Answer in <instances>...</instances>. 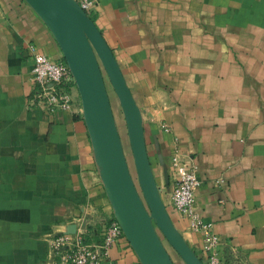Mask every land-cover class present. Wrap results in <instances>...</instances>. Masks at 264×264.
<instances>
[{
  "label": "crops",
  "instance_id": "0c3cea01",
  "mask_svg": "<svg viewBox=\"0 0 264 264\" xmlns=\"http://www.w3.org/2000/svg\"><path fill=\"white\" fill-rule=\"evenodd\" d=\"M95 1L174 226L205 264L202 234L171 204L177 153L197 170L194 210L222 264H264V0ZM30 44L61 58L27 2L0 0V264H51L50 236L113 219L82 114L27 105ZM103 264L140 262L123 237Z\"/></svg>",
  "mask_w": 264,
  "mask_h": 264
},
{
  "label": "water",
  "instance_id": "95a60500",
  "mask_svg": "<svg viewBox=\"0 0 264 264\" xmlns=\"http://www.w3.org/2000/svg\"><path fill=\"white\" fill-rule=\"evenodd\" d=\"M52 34L76 86L113 219L140 264H174L157 231L184 264H204L172 222L149 163L141 113L111 49L75 0H24ZM103 71L126 124L136 188L124 155Z\"/></svg>",
  "mask_w": 264,
  "mask_h": 264
},
{
  "label": "built area",
  "instance_id": "2783aa9c",
  "mask_svg": "<svg viewBox=\"0 0 264 264\" xmlns=\"http://www.w3.org/2000/svg\"><path fill=\"white\" fill-rule=\"evenodd\" d=\"M89 16L94 15L95 0H75ZM31 66L32 91L27 105L49 112L58 110L81 113V104L74 101L76 90L74 80L62 58L53 60L33 44L28 46ZM165 131L169 128L164 126ZM171 166L176 176L173 178L171 204L177 214L185 219L193 232L202 234L205 264H222V242L212 230V225L203 222L194 210L195 192L200 185L195 166L185 164V160L175 153ZM97 236V237H95ZM97 240H95V238ZM119 224L112 218L99 220L97 229L78 227L72 234L59 233L48 238L51 264H103L109 251L123 238Z\"/></svg>",
  "mask_w": 264,
  "mask_h": 264
},
{
  "label": "rangeland",
  "instance_id": "374dc122",
  "mask_svg": "<svg viewBox=\"0 0 264 264\" xmlns=\"http://www.w3.org/2000/svg\"><path fill=\"white\" fill-rule=\"evenodd\" d=\"M93 15V14H92ZM90 15L89 17L91 18ZM92 19V18H91ZM103 76H104V81H105V85H106V89H107V93L110 99V104H111V108L113 111V115H114V119H115V124L117 127V130L119 132L120 138H121V142H122V146L124 149V155L128 164V168L130 171V174L133 178V181L136 185V188L138 189V191L141 194L140 191V187L136 178V173H135V169H134V165H133V158H132V154H131V150L129 147V142H128V138H127V131H126V124H125V120L123 118V114L118 102V99L109 83V80L106 76V74L103 71ZM170 216V215H169ZM161 241L163 242L166 250L168 251L172 261L174 264H180L181 259L179 258V256L174 252V250L167 244V242L164 240L163 236L161 235V233L159 231H157ZM183 263V261H181ZM184 264V263H183Z\"/></svg>",
  "mask_w": 264,
  "mask_h": 264
},
{
  "label": "trees",
  "instance_id": "16d2710c",
  "mask_svg": "<svg viewBox=\"0 0 264 264\" xmlns=\"http://www.w3.org/2000/svg\"><path fill=\"white\" fill-rule=\"evenodd\" d=\"M91 18H92V20H93V18H94L93 15L91 16ZM95 237H97V236H95ZM95 237H94V238H95ZM95 240H97V239L95 238Z\"/></svg>",
  "mask_w": 264,
  "mask_h": 264
}]
</instances>
